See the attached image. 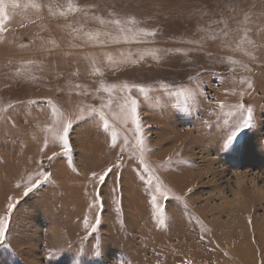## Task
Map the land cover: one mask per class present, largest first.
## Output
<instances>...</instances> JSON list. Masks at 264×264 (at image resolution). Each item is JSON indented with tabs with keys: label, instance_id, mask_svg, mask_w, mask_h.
Returning a JSON list of instances; mask_svg holds the SVG:
<instances>
[{
	"label": "rangeland",
	"instance_id": "1",
	"mask_svg": "<svg viewBox=\"0 0 264 264\" xmlns=\"http://www.w3.org/2000/svg\"><path fill=\"white\" fill-rule=\"evenodd\" d=\"M0 8V264H264V0Z\"/></svg>",
	"mask_w": 264,
	"mask_h": 264
},
{
	"label": "snow or ice",
	"instance_id": "2",
	"mask_svg": "<svg viewBox=\"0 0 264 264\" xmlns=\"http://www.w3.org/2000/svg\"><path fill=\"white\" fill-rule=\"evenodd\" d=\"M2 4H3V0H0V5H2ZM2 12H3V9L0 8V14H2ZM116 23H119V21H116ZM2 24H3V21H2V19H0V27H2ZM150 34H152V33H150ZM141 91H143V89H141ZM128 104H129V106L126 108L127 114L134 119V122L137 125L136 132L140 133L142 126H141L139 119L136 115L137 114V101L135 99H132V100H130V102H128ZM220 107H221V109H223L224 105L221 104ZM237 108L240 111H237V112H231L230 111L227 113V115L233 119L239 118L244 127L251 126L252 110L250 108H245V106L243 104L238 105ZM54 111H55V109H54ZM71 126L72 125H71L70 120H68L66 122H62L60 124L59 129L57 130V133H56V139L59 141L60 146L63 149V154L65 156H67L71 152V146H70V141H69V130L71 129ZM105 127L107 128L108 125L105 124ZM116 137H117V133L115 131H113L112 132L113 143H115ZM232 139H234V137H232ZM137 147L140 149L141 157H142L143 156V139L141 137L137 138ZM50 159H51V157H50ZM141 163H143V159H141ZM108 171L110 172L111 169H108ZM145 171L146 172L150 171L147 168V166H145ZM40 175L43 176L45 180L48 179L47 174L40 173ZM103 180H104V176H101L100 181H103ZM149 183H151V180L149 181ZM36 186H37L36 183H32L28 187L27 191L25 192V195H27L28 192H31L33 190V188H35ZM156 192H159L161 199H167L168 198V191L162 190V188L160 186H157ZM176 199H182V198L176 197ZM151 203L155 206L154 215H156L157 217L162 216L163 208L158 203V198L155 194L151 195ZM14 208H15L14 204H8L9 212L14 210ZM9 219H10L9 217L0 218V242H2L5 238ZM161 222H163V221L161 220Z\"/></svg>",
	"mask_w": 264,
	"mask_h": 264
},
{
	"label": "trees",
	"instance_id": "3",
	"mask_svg": "<svg viewBox=\"0 0 264 264\" xmlns=\"http://www.w3.org/2000/svg\"><path fill=\"white\" fill-rule=\"evenodd\" d=\"M18 264V263H17Z\"/></svg>",
	"mask_w": 264,
	"mask_h": 264
}]
</instances>
